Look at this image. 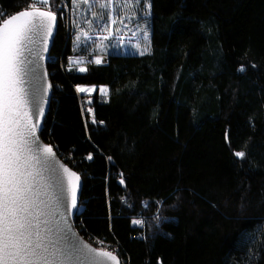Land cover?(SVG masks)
<instances>
[{"label": "trees", "instance_id": "16d2710c", "mask_svg": "<svg viewBox=\"0 0 264 264\" xmlns=\"http://www.w3.org/2000/svg\"><path fill=\"white\" fill-rule=\"evenodd\" d=\"M28 4L0 0V17ZM149 4L147 52L83 62L107 90L88 121L57 18L40 136L81 176L73 224L128 264H264V0Z\"/></svg>", "mask_w": 264, "mask_h": 264}, {"label": "snow or ice", "instance_id": "6c2138e0", "mask_svg": "<svg viewBox=\"0 0 264 264\" xmlns=\"http://www.w3.org/2000/svg\"><path fill=\"white\" fill-rule=\"evenodd\" d=\"M96 2L101 8L113 4V0ZM74 3L88 4L89 0ZM123 5H131V0H123ZM56 19L52 0H29L27 8L0 22V264H119V258L106 248L70 241L62 209L66 196L70 198L69 211L78 207L80 177L60 165L67 187L62 177L53 181L48 173L54 149L39 143L44 107L26 86L30 71H34L29 68V57L35 54L32 46L41 35L47 50ZM76 90L91 93L95 87L78 85ZM106 91L100 89L102 94ZM92 123H96L94 115ZM235 156L243 159L245 153L236 152Z\"/></svg>", "mask_w": 264, "mask_h": 264}, {"label": "crops", "instance_id": "0c3cea01", "mask_svg": "<svg viewBox=\"0 0 264 264\" xmlns=\"http://www.w3.org/2000/svg\"><path fill=\"white\" fill-rule=\"evenodd\" d=\"M148 5L149 0H144V2L139 0L138 3L136 0H131L129 6H124L123 0H113L112 5L101 8L96 0H89L88 4H75L74 0H68L67 29L70 46L72 43H83L84 45L85 43H150ZM112 19H115L116 23H110ZM143 20L145 24L144 27H141ZM74 50L71 49V53L67 56L68 59H73ZM85 51L88 53L91 49ZM109 52L143 53L136 51ZM66 62L67 68L72 70L71 60H66Z\"/></svg>", "mask_w": 264, "mask_h": 264}, {"label": "water", "instance_id": "95a60500", "mask_svg": "<svg viewBox=\"0 0 264 264\" xmlns=\"http://www.w3.org/2000/svg\"><path fill=\"white\" fill-rule=\"evenodd\" d=\"M25 8H27V7H25ZM25 8H21V9H18L16 11L10 13V14H7L6 16H4L3 18L0 19V22H2V19H6V18L20 12L21 10H23ZM56 22H57V19H56ZM55 27H56V24L52 30V35L47 38V50L45 51V44L43 41V37L41 35L39 37H36V43H35V45L32 46L34 48L35 54L29 57L32 60V64L29 65V68L34 69V71H30L29 76L27 77V80L29 81V83L26 86L29 88L30 93H33L38 100L42 101L43 107H44V115L48 109L49 101H50V94H51V87H49V85H51V84L49 82L48 74H47V70H46V61L48 60V57H47L48 49H49V45H50L52 36L54 34V31H55ZM42 121H43V118H42ZM41 127H42V124H41ZM39 143L50 145L49 143H47L45 140H43L41 138L40 132H39ZM54 153H55V155L53 157L49 158V164L51 166L52 171L48 174L51 176L53 181H56L58 177H62L64 180V185H65V187H67V177L64 175L63 170L60 167V165H64V166L68 167L73 172H76V171L72 167H70L64 161V159L56 153L55 150H54ZM76 173L80 177L78 198H77V203L79 205V202H80L79 195H80L82 179H81L80 174L78 172H76ZM69 203H70V198L66 196L65 197V205H64V208L62 209V211H64L66 213L67 230H68L69 239L72 243L89 244L80 235V233L77 231V229L75 228V226L73 224V215H74V213L78 207L74 210L69 211L68 210ZM92 247H94V246H92ZM106 264H111V262H106Z\"/></svg>", "mask_w": 264, "mask_h": 264}, {"label": "rangeland", "instance_id": "374dc122", "mask_svg": "<svg viewBox=\"0 0 264 264\" xmlns=\"http://www.w3.org/2000/svg\"><path fill=\"white\" fill-rule=\"evenodd\" d=\"M141 1L144 2V0H141ZM65 12L67 13V16H68L69 15L68 6H66ZM144 24L145 22L143 20V23H141V27H144ZM149 46H150V43H85V45L83 43H72L70 47L71 49H75L73 52L74 54L73 59L67 58L66 60H71V64L73 65L72 70L74 73L73 78H74V83H75V90L78 85L86 86V87L94 86L99 95H102V96L105 95L100 92L101 88L106 89L104 79L102 77H99V76L88 77V76H85L83 72L79 71V68L83 67V62H84L82 59H80L79 56H81L82 54H86L85 50L91 49V51H89L88 53H93V54H104V53L107 54L109 51L146 52L149 50ZM91 93H79L78 92V95H79L80 100L84 101V103L86 104L89 101Z\"/></svg>", "mask_w": 264, "mask_h": 264}, {"label": "built area", "instance_id": "2783aa9c", "mask_svg": "<svg viewBox=\"0 0 264 264\" xmlns=\"http://www.w3.org/2000/svg\"><path fill=\"white\" fill-rule=\"evenodd\" d=\"M60 2V5H57L56 7H60L59 10L56 9V7H52V11L56 12L57 17L64 23V25L66 26L67 29V24H68V19H67V13L66 11V2L63 0H58ZM49 60H53V56L52 55H47ZM80 59H82L83 61H90L92 63H95V60L97 58L101 59L102 62L106 61L107 55L106 54H93V53H86V54H82L81 56H79ZM72 79V86L75 90V83H74V78L73 76L71 77ZM76 95L78 96V100L79 103L81 105V114L83 117L84 121H88L90 120V116H89V112H88V106H87V102L86 104L84 103V101H81L78 95V92L75 90ZM135 220H139L142 221V217H134L132 219V221ZM142 224V223H141ZM141 224H135L137 226H141ZM134 237L139 238L141 236L140 231H136L134 234ZM83 237V236H82ZM90 245L97 247V248H106L109 251H112L118 258H119V264H128V256L124 255L121 247L118 245V243L116 241H106L103 240L99 237H97L96 235H91V236H86L83 237ZM103 242L102 244L100 242Z\"/></svg>", "mask_w": 264, "mask_h": 264}]
</instances>
